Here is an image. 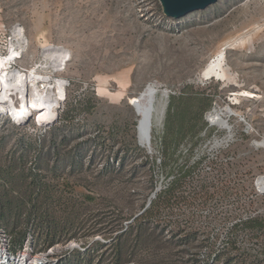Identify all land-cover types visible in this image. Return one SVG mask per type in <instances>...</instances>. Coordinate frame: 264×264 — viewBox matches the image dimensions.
Here are the masks:
<instances>
[{
  "label": "rangeland",
  "instance_id": "rangeland-1",
  "mask_svg": "<svg viewBox=\"0 0 264 264\" xmlns=\"http://www.w3.org/2000/svg\"><path fill=\"white\" fill-rule=\"evenodd\" d=\"M2 25L27 40L17 67L43 60L44 46L66 50L53 124L72 136L54 144L53 128L0 117V195L13 201H0V228L13 252L31 236L38 253L62 246L59 264H264V0L179 19L159 0H0ZM221 52L224 75L207 74ZM153 86L156 105L164 89L177 97L179 116L168 124L169 103L162 122L154 113L151 153L137 109ZM227 107L230 132L211 119ZM38 195L52 220L39 227L27 220Z\"/></svg>",
  "mask_w": 264,
  "mask_h": 264
},
{
  "label": "bare ground",
  "instance_id": "bare-ground-1",
  "mask_svg": "<svg viewBox=\"0 0 264 264\" xmlns=\"http://www.w3.org/2000/svg\"><path fill=\"white\" fill-rule=\"evenodd\" d=\"M17 34V33H16ZM23 51V47H21ZM44 63L47 66L54 67L58 70L64 69L68 56L66 50L60 46L47 45L44 46L43 50ZM223 58L224 52H221L208 67L206 68V73H213L217 75H224L223 72ZM9 61H7L8 63ZM4 61H0V113H7L13 117L14 120L19 122L26 123L31 117L37 119L38 123L41 125L53 124L58 119V107L61 102L64 100L66 95V86L68 82L65 78L55 79V83L52 85L53 94L50 92H43V94L37 93L35 88L32 86L34 80L36 79L37 73L34 69L29 70L28 72L22 70H15L16 78L19 80L20 87L16 84L9 85L4 82L6 78L5 68L8 65ZM24 82H28L32 89H28L29 85H24ZM28 86V87H27ZM20 88L21 91V104L18 106L14 98L9 97L8 95L17 92ZM10 91V92H9ZM50 93V94H47ZM156 87H150L146 92L144 98H147V103L145 107H142L138 103L137 112H140L141 119L138 125L139 139L142 145H148L147 139V120L150 112H152V124L154 113L157 112L158 120L161 121L164 117V105L167 100L165 93H162V98L165 99L163 103L156 105L155 95ZM33 96L32 99L30 97ZM43 98H45L43 100ZM234 112L230 107L225 109H214L213 114H211V119L214 123L222 126L227 129L229 132L232 129V126L228 123V117L233 115ZM163 121V120H162ZM161 121V122H162ZM231 137V136H229ZM256 146H264V139L262 141L255 142ZM257 184L260 189H264V175L259 176ZM71 246L76 247L75 243ZM62 247L56 246L55 251H60ZM16 264H52L48 258L47 253H43L39 257L34 258L33 260L28 261V248L19 254L16 258Z\"/></svg>",
  "mask_w": 264,
  "mask_h": 264
},
{
  "label": "built area",
  "instance_id": "built-area-1",
  "mask_svg": "<svg viewBox=\"0 0 264 264\" xmlns=\"http://www.w3.org/2000/svg\"><path fill=\"white\" fill-rule=\"evenodd\" d=\"M26 44H27V40L24 36L22 28L18 26H14L13 28L7 27L6 25L0 26V61H4L6 63L7 61H9L7 63L8 65L5 68L7 75H6L4 82L6 81V83H8L9 85L16 84L17 86L18 83L20 84V82L16 78L15 70L16 71L22 70V71L28 72L29 70L34 69L37 73V76L32 86L35 88L37 93L43 94V92L46 93L50 91L52 93L53 92L52 85L55 83V79L59 78L57 77V72L60 70L54 67L47 66L44 63V56H43V60L35 62L34 65H32L31 68L29 69H24V68H20L16 66L17 60L22 57L23 52L26 50L25 49ZM21 47H23V51ZM26 84L29 85L28 82L27 83L24 82V85ZM18 86L20 87V85ZM32 86L29 85V87L28 86L27 87L30 90L32 89ZM1 94L2 93L0 91V96ZM47 94H50V93H47ZM8 96L14 98L18 106L21 104L22 96H21L20 88L17 92L12 93L11 95L9 94ZM32 98L33 96L30 97V99ZM44 99L45 98H43V100ZM60 105L58 108H60ZM6 115L10 116L13 119V117L7 113H0V117L6 116ZM32 119L35 120V123L40 128H46L52 125V124L41 125L38 123L37 119L33 117H31L26 123L24 122L21 123L14 119L13 120L15 123H17V125L22 126V125H27ZM257 188L259 192L264 193V189H260L258 184H257ZM10 242H11L10 237L6 234V232L2 228H0V264H16V258L19 256L20 253L24 252L27 248H28V261L33 260L36 257H39L40 255H42V253H47L48 258L52 264H59V259L54 258L55 253L59 252V251L54 250L56 246H54L53 248H51L50 250L46 252H39V253L35 252L34 250L35 241L32 240V237L30 236L26 239L25 245L22 248V250H19L18 252H13L10 247ZM71 244L73 243H69L65 247L74 249L75 247L71 246ZM57 246H60V245H57Z\"/></svg>",
  "mask_w": 264,
  "mask_h": 264
},
{
  "label": "trees",
  "instance_id": "trees-1",
  "mask_svg": "<svg viewBox=\"0 0 264 264\" xmlns=\"http://www.w3.org/2000/svg\"><path fill=\"white\" fill-rule=\"evenodd\" d=\"M176 99L177 97L175 96H172L170 98V101L168 102L169 105H168V116H167V121H168V124L169 122H173V118L174 120L178 119V116H179V112L176 110L175 112V102H176ZM53 128V129H52ZM50 129H52V134H53V143L56 144L57 142V138H59L62 143H66L68 141V139H70L72 136H69L68 134H65L64 133V127L63 126H59L58 125V122L56 124H53L50 126ZM78 149V154L77 156H82L83 155V149L84 147H80L79 148V144L77 145L76 147ZM148 159L150 157V154L147 155ZM120 163V162H119ZM181 180L180 177H177V178H172L169 180L168 182V185H167V189L166 190H163L166 191V192H170V190H172L173 188H175V186L178 184L177 182ZM4 185V184H3ZM29 185L31 186H37L38 188L41 187V181L40 179H38L37 177H33V179L31 180V182L29 183ZM42 196L38 195L36 197H33L32 199L35 200V204L33 205L34 208H32L29 213L27 214L28 216V221H34L36 222V225L39 227V226H42V223L44 221H48L47 223L51 224L52 220L49 219V218H46L43 216V213L39 210V208H37V203L41 202L40 199H41ZM153 200V199H152ZM151 200V204H153V201ZM0 201L2 202V204L4 205L3 207L5 206H8L10 207L12 205V197L10 195H6L5 191H4V195L1 196L0 195ZM12 209V208H11ZM149 208H147L145 211H144V215L147 214ZM46 219V220H45ZM253 220H258V219H251L249 221H245V222H242L243 224H249L251 221ZM255 222V221H254ZM253 223V222H252Z\"/></svg>",
  "mask_w": 264,
  "mask_h": 264
},
{
  "label": "water",
  "instance_id": "water-1",
  "mask_svg": "<svg viewBox=\"0 0 264 264\" xmlns=\"http://www.w3.org/2000/svg\"><path fill=\"white\" fill-rule=\"evenodd\" d=\"M162 7L164 14L169 18L179 19L182 17L187 16L188 14L197 11V10H204L209 6L217 3L218 0H159ZM162 93H165L167 96V100L165 101L164 111H166L168 102H169V91L164 89ZM133 105V104H132ZM135 107V105H133ZM136 109V108H135ZM165 114V113H164ZM140 123V122H139ZM152 112H150L147 120V139H148V150L152 153L151 147V138H152ZM140 141V140H139ZM141 143V142H140ZM159 188L155 190L153 195L150 198L149 203L151 200L156 196L157 191ZM78 247L77 244H75Z\"/></svg>",
  "mask_w": 264,
  "mask_h": 264
}]
</instances>
